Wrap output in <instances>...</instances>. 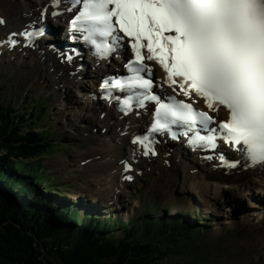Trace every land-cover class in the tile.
<instances>
[{"label": "snow or ice", "instance_id": "6c2138e0", "mask_svg": "<svg viewBox=\"0 0 264 264\" xmlns=\"http://www.w3.org/2000/svg\"><path fill=\"white\" fill-rule=\"evenodd\" d=\"M77 5L80 8L72 24L88 25L90 35L85 39L111 37L110 42L97 44L101 55L115 51L119 32L131 37L136 56L133 63L139 65L132 67L133 72L151 76L152 69L144 60L155 59L164 68L170 87L176 85L186 97L195 92L211 111L226 108L230 118L219 122L221 138L253 165L264 164V0H73V7ZM27 35L32 38L34 34ZM9 39L16 43L11 36ZM65 58L73 59L70 55ZM135 80L138 83L120 81L114 86L152 88L151 79L137 76ZM101 87H109L108 81ZM138 95L143 96L138 100L140 107L144 100L159 101L153 94ZM169 99L171 104L159 103L151 131L170 130L178 118L184 123L199 120L204 130L215 133L216 129L208 127L216 122L208 112L194 111L192 104L175 96ZM129 101L124 102L125 109L130 107ZM161 115L166 121L169 116L173 119L161 123ZM147 139L138 137L133 143L143 144ZM215 141L214 134L196 133L197 143L215 147ZM237 163L228 166L235 168Z\"/></svg>", "mask_w": 264, "mask_h": 264}, {"label": "trees", "instance_id": "16d2710c", "mask_svg": "<svg viewBox=\"0 0 264 264\" xmlns=\"http://www.w3.org/2000/svg\"><path fill=\"white\" fill-rule=\"evenodd\" d=\"M19 132L20 127H14L9 111L0 106V143L7 147L8 154L0 156V264H152L157 252L156 237L149 228L152 222L147 224L145 235L151 238V244L143 243L137 227L127 230L123 238L112 240L108 228L75 211L53 210L49 206L59 207L57 202L37 200L34 189L28 184L21 186L19 178L10 177L5 169L10 155L36 153L29 139L19 137ZM195 228L179 221L172 232L160 229L159 233H200Z\"/></svg>", "mask_w": 264, "mask_h": 264}, {"label": "rangeland", "instance_id": "374dc122", "mask_svg": "<svg viewBox=\"0 0 264 264\" xmlns=\"http://www.w3.org/2000/svg\"><path fill=\"white\" fill-rule=\"evenodd\" d=\"M3 1H4L5 8L7 9V7H9L10 13L12 12L10 16L13 15L15 8H17L18 4L21 2V0H10V2L12 3L10 2L8 3L5 0ZM16 1L19 3H17ZM1 5H2V0L0 1V8L4 10V7ZM6 14L9 15V13H6ZM71 93H72V96L77 95L76 92L74 93L71 92ZM79 93L76 99L68 101L67 106H69L70 103H74L75 101H78L79 104L81 103ZM64 103H66V101H64ZM22 106L23 107L20 113L24 115L26 119H28L30 116L34 114L35 119L40 118L45 123H50L48 121H50L51 119L53 122H56L57 120L56 117L52 118V114L50 111L51 108L45 97H43L42 102H40L38 100L36 101L35 98L32 95H30L28 98L27 104L22 105ZM56 111L59 114L65 112L64 110L61 109V107L60 108L58 107ZM52 113H55V111H52ZM33 132L34 130H32L31 128L28 130V133H33ZM21 136H24V135L21 134ZM39 137H43L45 139L49 137L50 139H54V142L50 144V147L48 148L46 152L47 153L46 157L37 158L35 160L24 159L21 157L18 160L10 162L11 165H14L20 171H24L26 176L31 173H40V168H43L45 171H48L49 164L46 162L45 159H47V161H51L52 159L58 160L64 154H67V156L72 159V157L74 158V157H77L78 155H82L84 150H86L84 154H91V153H96V152L99 153V151H92L89 147H83L82 143H78V142L71 143V141H66V139L60 135L53 136V134H50L47 132L45 134L39 135ZM6 149L7 147H5L2 143H0V153L5 154ZM88 166H87L88 171L99 173L101 175L99 170L95 169L94 167L88 168ZM59 177H61V175ZM96 181L93 182L94 188L88 186L86 189H83L82 191L66 192L65 196L69 199L71 203H74V202L80 203V205L76 207L77 208L83 207L85 211L88 209L89 205H93L92 203L95 202L85 193L88 194L89 190L97 189L98 184ZM257 183L260 185L259 182ZM260 187L261 188L258 192V195L261 196L264 194V187H262L261 185ZM80 188H81V185L76 184V183L68 184L66 186L60 185V189L64 191H72L75 189L80 190ZM163 190H166V188H163ZM75 194H76V197H74ZM181 195H182V190L175 188L173 194H168L165 197L158 199V201L154 205H152L150 209L162 215H164V212L166 211L167 213L164 216H167L168 218H175L176 216H179V214H186V213L189 215H193L183 209V205L180 202ZM247 198H248L247 200L244 198H238L235 193L230 195L228 199L226 200V202L221 205L219 212L216 215H213L210 220H206V226L211 231L209 239H207V237H202V236L197 237L196 240L194 241V247H196V249L199 251L201 248L209 249L211 248L213 244L217 243L218 245L213 249V251L223 253V261L220 264H249L250 261L248 260L247 256H251V255H249L248 252H247V255L245 254H246V251L252 245H250V240L248 238H245L244 235L250 233L252 227L250 226V224L246 226H242V227H237L235 225H238V224L236 223L231 224V220H229V222H226V221L224 222L223 217H221L220 215V212L222 211H226L227 214L231 215L234 209L229 212L227 211L231 208L237 207L238 205H242L243 209L246 212H248V214L250 213V215H256V216L260 214L262 215L261 210L263 208L260 209V212L258 214H255V212H258V209L255 207H264V197L259 198L255 194V197L247 195ZM121 202L123 203L122 208L121 209L117 208L118 212L111 213V214L107 212V214L103 215L102 218L107 217L108 219H110L111 215H114L116 219L121 217L122 218L121 224H124L126 222L131 221V218L142 215L143 211H139L136 208L135 197L133 196V194L125 195L122 198ZM0 211H2V209H0ZM102 211L105 212L106 210L103 208ZM202 213L203 212H200V218H204ZM219 215H220V218H219ZM256 220H257V217H256ZM248 221L250 222L249 219ZM226 224L230 225V227L226 226L224 229H222V226ZM233 229H236L239 231L232 233L227 239H224L223 238L224 235ZM121 231L122 230H119V229L115 230L116 237L122 236ZM40 233L42 232L40 231ZM203 233H206V232L204 231ZM141 239H145V236L142 235ZM156 239H157L156 242L161 244L165 248L170 246L171 248L176 249L178 245V249H179V251L176 254H170L167 258H164L162 261H160V264H188V263H193V262H199V264H211L210 262L205 261L202 256H196L194 258H191L187 254H180V251H184L185 253H189V254L191 253V250L185 244V241H186L185 238H184L185 241L184 239H181L179 240L178 243H171V244L168 243L167 239L162 238L161 236H158V238ZM254 239H255L254 242L260 241L262 244L261 247L264 248V230L259 234H254ZM148 240L149 238L144 241L148 242ZM47 244H49V242H47ZM242 245H245V247H242ZM253 257H255L257 261L260 258L257 255V253H255ZM260 264H264V261H260Z\"/></svg>", "mask_w": 264, "mask_h": 264}, {"label": "bare ground", "instance_id": "6f19581e", "mask_svg": "<svg viewBox=\"0 0 264 264\" xmlns=\"http://www.w3.org/2000/svg\"><path fill=\"white\" fill-rule=\"evenodd\" d=\"M8 3L10 0H5ZM46 0H24L18 4V7L15 8L13 15L9 18H12V22L10 26H22L26 23H30L35 20V17L37 14V8L42 7L43 2ZM12 3V2H10ZM12 5V4H11ZM13 6V5H12ZM3 9L0 8V12ZM12 14V12H11ZM1 15V13H0ZM3 16V15H2ZM58 25V23H57ZM15 28H12L11 30H14ZM3 34V31H0V35ZM47 57L48 54H46ZM95 71H102L105 69L104 65H100L98 67H94ZM65 68L62 66H59V71H64ZM76 71L78 73L77 77L81 79L79 83L77 84L74 79L70 80L69 78H65L66 84L68 86L75 85L73 89H78L77 92L79 93V96L88 97V92L94 87H92V82L99 80V75L94 73L91 68H89L86 72L82 71L81 66H76ZM87 83V84H86ZM77 84V85H76ZM86 84V85H85ZM95 91H93L94 93ZM85 99V98H84ZM89 100V98H88ZM87 101H85L86 103ZM75 110L78 112H82L83 114H86L89 110L94 108V105H85V104H79L78 101H75L73 103ZM114 114L112 113V117H109L108 119L100 120L98 119V125L103 126H109L110 120H113ZM117 127L116 132H111L110 140H101V149L99 150L100 158L99 159H93V161L88 164V168L94 167L95 169L99 170L101 175L99 173H96L95 177L93 178V182H97L98 187L95 190H89L88 194L92 196L94 199L99 200L100 202H103L104 204L114 200L116 196V191L118 189H121L123 192L124 186L119 183V170L120 167L117 166L118 161L122 160L126 155H129L131 150L129 148L128 143L126 140L129 138L128 135L123 136V132L125 131V124L123 120L114 119ZM142 121H132V126L126 127L130 133H133L135 130L139 128ZM129 133V132H128ZM104 136V135H102ZM176 158H179L181 161V168L183 170L182 178L190 189L194 191H201L203 192L207 197L208 200L212 201L214 196L225 193L227 191V188L232 189V186H226L222 182L216 180V178H221L222 174L214 173L208 169H203L198 173H194V170H196L198 167L194 163V159L190 160V163H187L184 161L180 155L179 152L175 153ZM166 172V170H163ZM253 177L251 175L246 174H234L229 177L234 184L242 183L245 181H250ZM254 179L260 183L262 187H264V172L260 174H256L254 176ZM262 215H250V213H244L242 207H238L237 209H234V211L231 213V215L227 214L226 212H221V217H223L224 222H229L231 220L232 223H236L238 225H246L249 221L256 220L260 221V218H264V210H261ZM237 217L235 218V216Z\"/></svg>", "mask_w": 264, "mask_h": 264}]
</instances>
